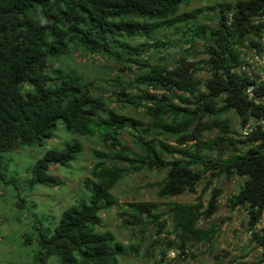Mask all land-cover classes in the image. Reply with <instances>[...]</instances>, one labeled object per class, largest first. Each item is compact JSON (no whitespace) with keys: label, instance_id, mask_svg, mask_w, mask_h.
<instances>
[{"label":"trees","instance_id":"obj_1","mask_svg":"<svg viewBox=\"0 0 264 264\" xmlns=\"http://www.w3.org/2000/svg\"><path fill=\"white\" fill-rule=\"evenodd\" d=\"M192 1L0 0V180L8 163L4 153L52 138L58 120L81 135L98 133L115 152L110 156L95 149L101 160L84 179L87 198L65 209L54 227L34 225L24 236L25 243L37 248L31 264H46L51 257L60 264H120L122 245L113 246L115 236L96 227L102 211L115 204L112 190L131 170L166 169V176L155 183L161 196L196 192L209 170L218 176H246L228 205L245 207L250 226L260 218L264 126L238 139L225 115L235 112L241 130L251 118H264L263 66L250 62L264 53V0L217 2L208 7L216 11L213 25L199 19L202 8L181 12ZM175 46L180 50L171 63L162 53ZM76 50L135 67L131 82L113 84L115 98L121 106L141 108L148 121L119 112L104 95L92 92L85 76L65 70L64 58ZM204 69L209 77L200 76ZM251 85L252 98L247 93ZM214 129L218 133L205 140V133ZM123 131L142 154L121 142ZM82 148L81 142L69 141L50 149L30 168L29 185H59L50 168L69 165ZM116 160L130 166L112 163ZM212 192L206 206L202 193L195 202L169 203L166 213L174 238L166 234L161 243L180 255L198 243L212 244L217 228L200 225L219 209V190ZM130 206L134 219L129 223L141 225L143 233L145 222L152 221L163 232L165 221L154 213L157 204ZM252 239L263 249L259 261L264 262V229ZM165 256L161 250L159 261Z\"/></svg>","mask_w":264,"mask_h":264},{"label":"rangeland","instance_id":"obj_2","mask_svg":"<svg viewBox=\"0 0 264 264\" xmlns=\"http://www.w3.org/2000/svg\"><path fill=\"white\" fill-rule=\"evenodd\" d=\"M234 0H193L188 5L181 7V12H192L202 8L199 19L210 25L215 24L212 18L216 13L209 6H215L217 2ZM180 49L175 46L163 52L171 58ZM203 54H198V59ZM64 69L74 71L85 76L91 83L92 92L102 94L111 101L110 106L119 112L131 117L144 118L142 109H134L131 106H121L115 98L113 84L122 81L124 84L131 82L137 72L135 67H124L114 59L106 56L86 54L82 51H74L72 55L64 58ZM257 72V71H256ZM200 76L209 77L204 69ZM116 79V81H115ZM225 117L230 119V128L238 131L234 136L243 139L239 118L235 112H230ZM218 133L217 129L206 132L204 139H208ZM123 144L131 146L133 151L142 154V151L132 143V139L126 131L120 136ZM69 141H79L83 148L77 159L69 165H53L49 173L60 179V184L52 187L38 184L34 188L29 185L32 177L30 168L52 148H61ZM192 143L188 144V147ZM240 144H238L239 146ZM98 149L114 156V149L102 141L100 135H81L69 130L62 120L57 121L52 138L42 140V143L32 147H22L11 152L4 153L7 160L5 175L0 180V264H31L34 252L37 250L35 243L27 244L24 236L33 232L34 225H41L44 229L54 227L60 220L62 212L77 203L82 198H87L84 179L92 175V168L101 160L95 155ZM217 158L216 153H211ZM229 152L223 158L228 157ZM120 166H130L129 163L112 161ZM215 170L206 171L205 177L197 186L196 192L187 191L175 196H161L158 193L157 181L163 179L167 170H151L142 168L131 170L112 190L115 204L113 207L102 211V222L96 227L100 233L110 232L116 238V242L122 245L124 251L118 255L120 264H264L259 258L263 249L248 237V212L245 207L231 209L228 198L237 193L244 184L246 176H218L212 175ZM211 180L205 192L202 193L206 182ZM214 188L219 190L218 211L210 218H202L200 225L206 228H217V235L212 244L198 243L180 255L176 248L167 247L163 242L166 234L172 231L173 225L168 211L171 202H195L202 193L204 206L208 204ZM19 202V203H18ZM134 202H153L157 204L154 211L160 214V221H165L163 232L158 233V226L152 221L145 222V230L142 233L140 226L129 223L134 218L130 215L134 209L130 206ZM128 219V221H126ZM147 219V218H146ZM165 241V240H164ZM136 248V251L133 250ZM161 250L166 251L165 261H159ZM41 264V263H40ZM46 264H60L56 257H51Z\"/></svg>","mask_w":264,"mask_h":264},{"label":"built area","instance_id":"obj_3","mask_svg":"<svg viewBox=\"0 0 264 264\" xmlns=\"http://www.w3.org/2000/svg\"><path fill=\"white\" fill-rule=\"evenodd\" d=\"M262 40L264 42V33ZM250 62H255L256 65L263 66V70L261 72L262 78L264 79V53L261 54H255L253 58L250 59ZM247 93L249 94L250 98L254 96V88L253 86H249L247 89ZM260 126H264V118H251L243 127L241 130V134L243 137L248 136L250 133H252L255 129H257ZM264 229V209L261 213L260 218L257 220V222L253 225L248 227V237L252 238L255 232L262 231Z\"/></svg>","mask_w":264,"mask_h":264}]
</instances>
